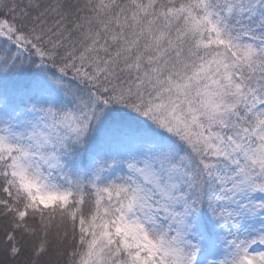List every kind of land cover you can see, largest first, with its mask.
<instances>
[{"label": "snow or ice", "instance_id": "obj_1", "mask_svg": "<svg viewBox=\"0 0 264 264\" xmlns=\"http://www.w3.org/2000/svg\"><path fill=\"white\" fill-rule=\"evenodd\" d=\"M0 264H264V0H0Z\"/></svg>", "mask_w": 264, "mask_h": 264}]
</instances>
